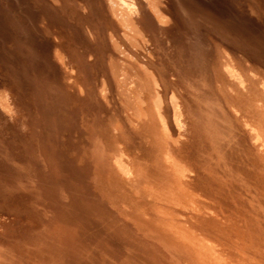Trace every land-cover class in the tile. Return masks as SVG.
<instances>
[{"label":"bare ground","instance_id":"obj_1","mask_svg":"<svg viewBox=\"0 0 264 264\" xmlns=\"http://www.w3.org/2000/svg\"><path fill=\"white\" fill-rule=\"evenodd\" d=\"M0 264H264V0H0Z\"/></svg>","mask_w":264,"mask_h":264}]
</instances>
